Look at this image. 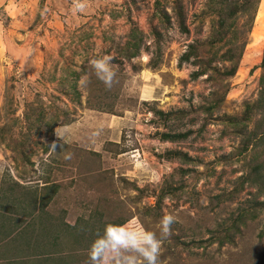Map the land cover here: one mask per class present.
<instances>
[{
	"label": "rangeland",
	"instance_id": "1",
	"mask_svg": "<svg viewBox=\"0 0 264 264\" xmlns=\"http://www.w3.org/2000/svg\"><path fill=\"white\" fill-rule=\"evenodd\" d=\"M85 3L0 0V264H91L168 213L159 264H264V0L220 40L218 0Z\"/></svg>",
	"mask_w": 264,
	"mask_h": 264
},
{
	"label": "clouds",
	"instance_id": "2",
	"mask_svg": "<svg viewBox=\"0 0 264 264\" xmlns=\"http://www.w3.org/2000/svg\"><path fill=\"white\" fill-rule=\"evenodd\" d=\"M73 6L75 12H82L86 7L85 0H73ZM112 60L109 55L94 56L89 60L95 76L109 91L118 83ZM71 158V154L65 155V159ZM177 222L175 215L165 214L159 222V236L142 225L139 230H129L124 225L107 224L90 244L89 260L91 264H159L162 243L172 235V226Z\"/></svg>",
	"mask_w": 264,
	"mask_h": 264
},
{
	"label": "trees",
	"instance_id": "3",
	"mask_svg": "<svg viewBox=\"0 0 264 264\" xmlns=\"http://www.w3.org/2000/svg\"><path fill=\"white\" fill-rule=\"evenodd\" d=\"M254 2H256V0H218V3L222 5V8H220L218 10V16H217V28L221 29L220 32H218L216 34V36H214L215 39L217 40H220L221 38V34H222V31L224 30V26H229L230 23H227L226 20L227 19H231V18H234L238 13H242L246 10H249V9H255L254 7ZM253 15H254V10H253ZM193 46L189 45V48L188 51H186L183 55H181V60L183 61H186L189 59V56L192 53L193 49H192ZM234 49V50H233ZM236 49L238 50V53L235 54L236 52ZM240 50L241 48L237 45L235 46V48H232V49H228V55L225 57L226 61H231L234 56L236 59L239 58V54H240ZM194 52V51H193ZM261 63L264 64V46H263V55H262V58H261ZM236 63L233 62L229 68L225 71V74L228 75V76H232L235 72V69H236ZM203 72V71H202ZM202 72H198V73H195V75L197 74H201ZM248 109H245L244 110V114H248ZM252 135L254 134H251V137ZM262 135V134H261ZM184 135L181 134L179 135L178 133H166V134H163V138L165 139H175L177 137H183ZM263 136H261L262 138ZM263 170V164L262 163H259L258 165L255 166L254 168V173H257V172H260L261 170ZM263 179H264V176H263ZM52 261H54L53 258H51Z\"/></svg>",
	"mask_w": 264,
	"mask_h": 264
}]
</instances>
